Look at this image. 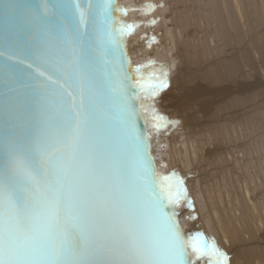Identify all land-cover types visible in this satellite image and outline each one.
Listing matches in <instances>:
<instances>
[{
	"label": "bare ground",
	"instance_id": "1",
	"mask_svg": "<svg viewBox=\"0 0 264 264\" xmlns=\"http://www.w3.org/2000/svg\"><path fill=\"white\" fill-rule=\"evenodd\" d=\"M122 6L140 80L158 83L166 73L173 116L186 122L170 138L153 136L164 176H191L184 228L214 241L231 264H264V0Z\"/></svg>",
	"mask_w": 264,
	"mask_h": 264
},
{
	"label": "snow or ice",
	"instance_id": "2",
	"mask_svg": "<svg viewBox=\"0 0 264 264\" xmlns=\"http://www.w3.org/2000/svg\"><path fill=\"white\" fill-rule=\"evenodd\" d=\"M110 42L113 54L122 57L114 35ZM113 75L126 78L119 59ZM166 75L155 77L158 83L137 80L139 91L154 98L168 87ZM45 83L67 110L56 133L11 155L0 169V264H186L189 247L209 264H227L214 241L202 233L185 240L164 211L179 204L186 190L178 176L156 175L146 143L134 134L136 112L127 97L122 111L134 147L113 152L94 142L99 113L75 60L58 63Z\"/></svg>",
	"mask_w": 264,
	"mask_h": 264
},
{
	"label": "water",
	"instance_id": "3",
	"mask_svg": "<svg viewBox=\"0 0 264 264\" xmlns=\"http://www.w3.org/2000/svg\"><path fill=\"white\" fill-rule=\"evenodd\" d=\"M107 2L0 0V169L8 157L34 147L59 129L67 107L50 94L45 80L66 59L69 66L75 60L78 75L91 86L92 106L99 113L93 128L94 142L113 152L134 147L128 115L122 111L127 97L136 112L131 117L134 134L146 143L156 175L164 177L145 95L137 86L138 66L128 40L122 0H111L110 10L105 11ZM110 34L122 57L113 54ZM118 59L126 78L113 75ZM74 96L79 103L81 96ZM84 102L89 103L87 95ZM164 211L174 217L187 240L177 204L168 205ZM185 260L186 264H198L190 247Z\"/></svg>",
	"mask_w": 264,
	"mask_h": 264
},
{
	"label": "rangeland",
	"instance_id": "4",
	"mask_svg": "<svg viewBox=\"0 0 264 264\" xmlns=\"http://www.w3.org/2000/svg\"><path fill=\"white\" fill-rule=\"evenodd\" d=\"M159 17H157L156 19V25L159 23ZM146 23V21H144ZM155 63V65H154ZM157 62H153V66L152 63L151 67H153L155 70L158 69V65L156 64ZM150 66H145L144 69L147 71L148 69L151 68ZM156 67V68H155ZM258 78H261V76H258ZM158 81V80H157ZM157 83V82H156ZM172 86H170V88H165L159 91L158 95H156L154 98H147V107H148V116L150 117V119L153 121V125H152V132H153V136H161L162 135L166 136L165 138H170L171 137V131L174 129V124L178 125V127L186 128V122L185 120H183V116L181 115V113H179V118H175L173 116L174 114V108H176V104L172 95L169 94V91L172 90ZM168 89V91H167ZM164 90L167 92L166 95H164ZM145 95V94H144ZM171 102V103H169ZM155 117H163V120H157L155 119ZM156 125H159V130H157ZM161 137H159L161 139ZM156 138V137H155ZM178 172V173H177ZM184 176L186 177H183ZM175 176H178L183 182V188L186 190V196L182 197L179 204H177L178 209H180L182 211V213H184V209H185V203L186 202H190L191 205H193L192 202V197L193 194L190 191L189 187H186V183H188V180L191 178V176H188L187 173H182L181 171H174ZM181 175V176H179ZM165 176H171V174L165 175ZM164 176V177H165ZM189 178V179H188ZM188 210L192 213L193 217L192 220L193 222L198 225V215H195L193 213V210H191L190 207H188ZM185 226V224H184ZM197 232H200V229L196 230ZM190 235V234H188ZM190 237V236H189ZM228 256V253L225 254ZM196 256V254H195ZM229 257L227 258V264H231V262H229ZM196 262L198 264H209V260L208 257H201V258H197L196 256Z\"/></svg>",
	"mask_w": 264,
	"mask_h": 264
}]
</instances>
